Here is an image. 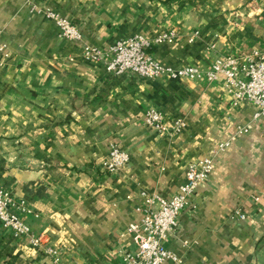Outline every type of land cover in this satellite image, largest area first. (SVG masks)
Returning <instances> with one entry per match:
<instances>
[{"label":"crops","instance_id":"1","mask_svg":"<svg viewBox=\"0 0 264 264\" xmlns=\"http://www.w3.org/2000/svg\"><path fill=\"white\" fill-rule=\"evenodd\" d=\"M46 8L82 40L65 39ZM170 31L178 40L148 53L173 67L264 53V0H0V187L26 203L20 217L62 264H122L137 251L128 227L142 218V196L176 195L189 165L227 141L166 246L179 264H264V118L236 137L255 109L234 108L223 79L115 76L83 57L87 45ZM150 110L186 128L158 135L144 125ZM114 146L131 160L109 175ZM0 264L52 261L0 223Z\"/></svg>","mask_w":264,"mask_h":264},{"label":"built area","instance_id":"2","mask_svg":"<svg viewBox=\"0 0 264 264\" xmlns=\"http://www.w3.org/2000/svg\"><path fill=\"white\" fill-rule=\"evenodd\" d=\"M45 15L55 22L65 39L73 42L82 40L81 31L53 9L46 8ZM197 36L198 34L195 35ZM178 38L179 35L175 31L163 33L154 38L135 35L117 42L107 50L87 45L83 57L90 63H104L106 71L115 76L132 73L146 80L159 78L206 80L210 84L223 79L225 90L231 96L234 108L248 105L255 109L251 121L236 128V137L249 134L253 129V123L264 118V53L221 56L216 58L207 70L192 66L173 67L157 61L148 53L154 46L173 45ZM193 41L194 38L190 39V43ZM0 56L8 57L7 46L1 43ZM144 125L158 135H174L186 128L184 118L178 117L170 124L165 115L157 110L147 112ZM230 144L231 141L221 143L211 156L192 162L176 195L170 198L147 194L142 196L145 205L140 208L142 218L128 227V233L133 237L137 251L127 253L122 264L180 263L177 255L167 248L166 241L178 227L182 213L191 206L193 195L213 173L216 157L219 153L226 151ZM130 160L129 153L114 146L110 150L104 169L109 175H115L128 165ZM19 211L30 213L24 201L0 187L1 225L11 230L16 236L28 237L35 249H44L52 264H62L60 250L44 247L43 237L32 233L30 227L20 217ZM233 217L245 219L246 215L237 210Z\"/></svg>","mask_w":264,"mask_h":264}]
</instances>
